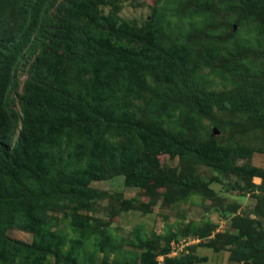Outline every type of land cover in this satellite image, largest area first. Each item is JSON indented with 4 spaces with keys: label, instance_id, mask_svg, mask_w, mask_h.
Listing matches in <instances>:
<instances>
[{
    "label": "rangeland",
    "instance_id": "374dc122",
    "mask_svg": "<svg viewBox=\"0 0 264 264\" xmlns=\"http://www.w3.org/2000/svg\"><path fill=\"white\" fill-rule=\"evenodd\" d=\"M70 2L47 0L44 17L55 24ZM74 11L81 21L64 44L74 56L94 37L125 55H154L159 45L189 76L199 75L198 87L206 92L239 91L253 78L263 88L254 96L264 101V0H80ZM39 52L28 46L5 81L3 116L12 131L0 136L1 147L10 148L18 136L25 118L24 86ZM166 66L165 61L159 68L132 66L126 69L128 81L109 72L115 89L127 87L116 102L137 122V131L104 123L99 133L74 128L71 136L61 132L72 123L68 116L69 122L39 118L38 141L28 156L33 189L28 209L41 214L51 236L37 245L44 237L34 242L32 232L7 229L10 241L35 245L28 249L34 253L21 257L26 263L12 255L0 258V264H144L146 252L153 257L147 264H264V187L252 176L264 171V111L256 116L257 101L244 110H218L196 98L181 74L162 69ZM96 71L80 57L63 58L33 96L43 101L44 90L54 85L58 103L64 99L60 92L93 100L100 89ZM164 130L209 148L222 170L166 142L150 150L149 141L161 140ZM41 150L53 152L43 170L37 160ZM152 161L160 175L192 177L196 185L180 189L158 176L126 181L127 170ZM55 183L73 191L77 203L34 196ZM198 229L207 233L201 236Z\"/></svg>",
    "mask_w": 264,
    "mask_h": 264
},
{
    "label": "trees",
    "instance_id": "16d2710c",
    "mask_svg": "<svg viewBox=\"0 0 264 264\" xmlns=\"http://www.w3.org/2000/svg\"><path fill=\"white\" fill-rule=\"evenodd\" d=\"M47 0H0V136L7 135L12 131L10 121L3 116V87L5 81L10 78V74L21 58L22 53L28 46L40 48L39 55L36 58L34 69L30 80L26 81L24 86V97L21 101V107L24 120L19 130L18 136L10 148H4L0 145V258H7L13 255V258L24 260L25 254L28 257V252L35 245H28L23 242H12L5 235L7 229H20L32 232L35 235L36 242L40 236L44 237L37 242V245L47 241V237L51 234L44 228L41 222V214L28 209V193L33 192L31 185L28 184V173L32 171V167H28V156L33 154V146L38 141V132L35 124L40 117H47L45 121L52 117L58 116L61 119L68 117L72 122L70 125L65 124L64 130L67 135H75L72 131L75 129L95 128L99 133L104 123L110 125H121V127H131L133 130H138L137 122L133 117L122 109H119L116 102V96L123 89L112 84V77L109 72L114 71L119 78H124L126 81V72H131L129 69L132 66L142 67L144 65L156 66L159 68L164 61L169 68H175L177 72L185 79L186 87L198 99L216 106L217 109L223 110H244L254 104L257 99L254 96L258 90H261V82L254 83L253 78L245 81L243 86L234 91L206 92L198 85L203 83V79L199 75L194 78L189 76L187 69L183 68L178 61L172 60L169 53L159 45H156L153 52L154 55L147 54H131L125 55L124 50H112L107 44L108 41H103L102 37H94L93 40H86L81 46L83 52L80 55H72L65 47V42L71 37V32L80 23V16L74 11V7L80 4V0L70 2L65 9L60 10L62 15L57 22L52 25V19L44 17ZM242 1V0H241ZM249 16L253 17L252 12ZM120 44V43H116ZM76 46V45H75ZM150 51V52H152ZM75 52V47L73 49ZM77 59L83 61L87 66L96 65V81L99 82V90L97 97L89 99L80 94L70 92H60L59 97L63 99L58 103L57 93L53 88L54 85H48L44 90L47 94L43 101H37L32 92H39L40 87L47 83L48 77L54 72L59 61L63 58ZM110 63L109 65H104ZM126 70V71H125ZM138 73V71H137ZM121 76V77H120ZM247 76V75H246ZM245 77V76H244ZM243 77V78H244ZM259 110L258 113L264 111V101H257ZM207 107H200V111L207 112ZM68 116V117H67ZM262 116V115H261ZM69 122V121H68ZM45 126H41V130L45 132ZM79 132L78 134H80ZM79 136H76L78 138ZM179 134H174L170 131H162L161 140L149 141L150 150H155L162 142L174 145L179 152L190 154L194 159L200 160L210 167L221 171L222 163L220 158L213 155L209 148L194 144L191 141L181 139ZM179 138V139H178ZM38 155H43L37 160L40 161V169H44L52 161L53 152L38 151ZM55 157V156H54ZM153 159V157H151ZM157 164L152 161L146 165H135L132 169L125 172L126 181L138 180L140 178L160 180L166 177L172 185H177L180 189H190L196 185V180L192 177H173L167 172L160 175ZM252 176H258L261 179L260 188L264 187V171L258 172L255 170ZM74 192L64 187L62 183L46 184L35 190L34 196L40 200H67L68 202H76L73 199ZM59 203V202H58ZM55 203L54 205H57ZM77 203V202H76ZM199 235L204 236L207 232L203 229H198ZM196 231V232H197ZM211 244V243H209ZM164 251H167L165 249ZM146 252L143 257V263L147 264L153 257ZM256 256L249 257V260L254 261ZM26 263V262H24Z\"/></svg>",
    "mask_w": 264,
    "mask_h": 264
}]
</instances>
